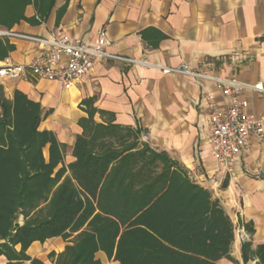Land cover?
I'll use <instances>...</instances> for the list:
<instances>
[{
	"label": "crops",
	"instance_id": "1",
	"mask_svg": "<svg viewBox=\"0 0 264 264\" xmlns=\"http://www.w3.org/2000/svg\"><path fill=\"white\" fill-rule=\"evenodd\" d=\"M24 13L28 19L0 30L44 38L68 35L91 42L104 28L106 50L121 57L99 60L71 88L30 72L2 83L6 97L19 90L49 112L40 129L54 131L65 144L66 164L75 160L73 147L83 133L79 121L88 116L82 102L95 98L93 106L109 113L104 118L96 113L97 122L109 118L140 128L143 142L167 152L220 201L234 224L235 239L230 256L215 264H262L254 252L264 244V143L252 138L234 172L222 173L210 141L202 88L189 76L166 73L158 66L188 65L264 84V0H31ZM7 37L15 49L6 59L29 64L37 55L38 42ZM122 58L145 59L150 65ZM205 87L219 103L229 102L214 83L206 82ZM244 96L250 102L248 112L264 115L263 95L248 91ZM245 242L251 243L247 261L242 252ZM67 244L61 237L35 241L27 252L45 261L47 254L61 252ZM96 257L103 264H119L103 251ZM5 263L1 256L0 264Z\"/></svg>",
	"mask_w": 264,
	"mask_h": 264
},
{
	"label": "trees",
	"instance_id": "2",
	"mask_svg": "<svg viewBox=\"0 0 264 264\" xmlns=\"http://www.w3.org/2000/svg\"><path fill=\"white\" fill-rule=\"evenodd\" d=\"M31 0H0V27L25 16ZM15 49L0 36V61ZM83 100L88 113L65 162V144L40 129V101L0 84V257L5 264H48L29 247L61 237L53 264H103V251L119 264H215L230 256L234 224L211 191L193 181L167 152L141 140V129L115 124L109 113ZM48 152L46 153V148ZM22 218V222H20ZM19 246V248H18ZM249 259L251 243L242 247ZM264 264V244L254 252Z\"/></svg>",
	"mask_w": 264,
	"mask_h": 264
},
{
	"label": "built area",
	"instance_id": "3",
	"mask_svg": "<svg viewBox=\"0 0 264 264\" xmlns=\"http://www.w3.org/2000/svg\"><path fill=\"white\" fill-rule=\"evenodd\" d=\"M0 36H22L39 43L38 53L29 64L14 63L9 59L0 62V84L30 72L39 78L60 82L65 88H71L90 74L99 60L121 58L106 50L108 40L104 28L99 31L97 39L91 42L68 35L44 38L5 30H0ZM122 59L132 64L150 65L145 59ZM158 67L166 73L189 76L202 88V102L209 118L210 141L222 173L234 172L237 160L250 150L252 138L264 143V115L248 112L250 102L244 96L248 91L264 96L263 83L251 84L236 77L225 78L188 65ZM206 82L214 83L229 98V102L216 101L206 89Z\"/></svg>",
	"mask_w": 264,
	"mask_h": 264
},
{
	"label": "rangeland",
	"instance_id": "4",
	"mask_svg": "<svg viewBox=\"0 0 264 264\" xmlns=\"http://www.w3.org/2000/svg\"><path fill=\"white\" fill-rule=\"evenodd\" d=\"M22 221H23L22 218H20V222H22ZM48 255H49V254H47V256H46V258H45V261L49 263V262H51V260L48 258ZM51 263H52V262H51Z\"/></svg>",
	"mask_w": 264,
	"mask_h": 264
}]
</instances>
